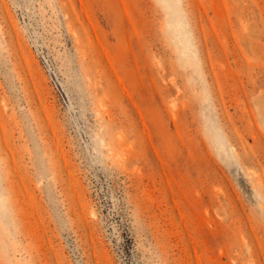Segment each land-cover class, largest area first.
<instances>
[{
    "label": "rangeland",
    "instance_id": "obj_1",
    "mask_svg": "<svg viewBox=\"0 0 264 264\" xmlns=\"http://www.w3.org/2000/svg\"><path fill=\"white\" fill-rule=\"evenodd\" d=\"M0 264H264V0H0Z\"/></svg>",
    "mask_w": 264,
    "mask_h": 264
}]
</instances>
